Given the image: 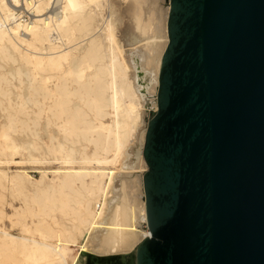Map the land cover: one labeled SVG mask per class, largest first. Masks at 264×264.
Returning a JSON list of instances; mask_svg holds the SVG:
<instances>
[{
	"label": "bare ground",
	"instance_id": "6f19581e",
	"mask_svg": "<svg viewBox=\"0 0 264 264\" xmlns=\"http://www.w3.org/2000/svg\"><path fill=\"white\" fill-rule=\"evenodd\" d=\"M104 1L0 0V108L8 113L0 131V187H5L4 180L13 172L20 181L18 192L24 193L25 177L31 175L12 171L10 166L37 161L31 154L15 159L35 147V143L19 144L12 135L17 123L26 121L11 111L30 115L23 95L14 102L9 88L10 77L25 75L23 64L32 67L26 73L32 94L52 100L46 105L45 100L35 99L38 111L30 120L39 125L47 108L64 139L52 136L54 144L49 148L60 155L56 157L59 171L54 184L37 187L36 206L9 202L11 215L0 208V222L8 218L11 223V228L0 226V264H87V254L73 248L82 238L87 239L83 250L110 257L131 250L136 253L151 236L150 229L140 232L135 227L138 218L148 222L143 180L148 170L143 155L148 110L144 108L151 106L149 90L154 87L158 92L169 42L170 4H165L164 27L158 17L159 0L133 4L135 30L146 42L143 49L135 47L131 52L134 63L138 67L141 60L146 65L156 61L155 74L147 72L138 81L143 104L131 80L116 24L108 18L97 24ZM159 26L164 28L162 40ZM12 65L18 66L8 69ZM83 141L85 145L77 147ZM88 144L94 146L92 153L87 151ZM116 191L120 194L112 199ZM4 199L2 193L0 203Z\"/></svg>",
	"mask_w": 264,
	"mask_h": 264
},
{
	"label": "water",
	"instance_id": "95a60500",
	"mask_svg": "<svg viewBox=\"0 0 264 264\" xmlns=\"http://www.w3.org/2000/svg\"><path fill=\"white\" fill-rule=\"evenodd\" d=\"M169 4L136 264H264V0Z\"/></svg>",
	"mask_w": 264,
	"mask_h": 264
},
{
	"label": "rangeland",
	"instance_id": "374dc122",
	"mask_svg": "<svg viewBox=\"0 0 264 264\" xmlns=\"http://www.w3.org/2000/svg\"><path fill=\"white\" fill-rule=\"evenodd\" d=\"M134 2V3H133ZM160 8L158 5V11H159V20L160 24L164 27V17L165 16V4L169 3V0H159L158 1ZM135 4V0H107L103 2V5L101 7V15L98 18L97 24H100L104 21V18L112 19L114 23L117 26L118 30V37L121 41V44L123 46V49L125 50V57L127 61L129 62L131 66L130 70V77L133 81L135 88L137 90V94L139 95L140 100L144 104V95L139 90V79L142 81L144 80L145 74L148 72L149 75L155 74L156 72V61L151 62V64L146 65L145 62L140 61V65L137 67L134 63V57L132 56L131 52L135 51L136 49H143V46L145 45V37L138 33L137 30H135V22L133 21L132 14L134 12L135 7H133ZM162 6V7H161ZM165 9V10H164ZM163 12V13H162ZM162 13V14H161ZM164 15V16H163ZM134 22V23H133ZM133 24V25H132ZM159 24V25H160ZM159 26V29H161ZM134 28V29H133ZM98 27V31H99ZM157 30V33L159 34V37L163 35L162 30ZM159 31V32H158ZM162 32V33H161ZM102 33V30L100 31ZM140 34L142 36H140ZM158 35V34H157ZM161 37L159 39H161ZM163 39V38H162ZM161 39V40H162ZM137 41V42H134ZM136 43V44H135ZM138 47V48H137ZM134 49V50H133ZM14 66V67H13ZM18 65H12L8 69L16 68ZM27 66V67H26ZM25 68V69H24ZM27 68V69H26ZM30 68V69H29ZM32 67L26 64H23V71L25 72L23 77L20 79V77H10L11 82L9 85V88L11 89V97L13 98L14 102L18 101V95L22 94L23 99L26 101V108L30 115L25 114L23 112L16 113V111L12 110L11 112L18 117L20 121H26L25 124L22 122L17 123V132H12L13 137L17 140L19 144H25L26 146H29L30 144L35 143V147L29 148L30 150L22 151L21 153L17 154L15 156V159L22 160L23 157H27L31 154L34 157L37 158V161L35 162H27L25 164H13L10 166L12 171L16 170H25L28 172L29 175H31L32 178H26L24 182V193H19L17 190L16 185L20 183L19 179H17V175L13 172H10L8 179L4 180L5 187H0V195L3 193L6 195V200H2L0 203V208H2L5 212L8 214L13 213V207L9 205V202H13L15 206H20L24 202H28L32 206H36V203L33 201V197L36 196L37 193V187H45L49 184H54L56 181V173L59 171V166L57 163V156L54 152L50 150V146L54 144V141H52V136L56 134V137H60L61 140L63 139V134L59 131V129L56 126V121L54 122L55 118H52V115L48 112V109L46 108V112L43 114L41 122L39 125H34L33 121L30 120V118H35V111H38V108L35 106V99H40L39 101L44 102V104L49 105L50 102H52L51 99H45L42 95H33L32 90L30 89V83L31 79L29 78L26 73H31L29 71H32ZM27 71V72H26ZM89 70L88 72H91ZM149 95L151 98V106L145 107L144 110H148V114L146 115V122L150 121L152 116L155 115V102H156V88H151L149 90ZM39 96V97H38ZM50 100V101H49ZM49 101V103H48ZM78 102V100H77ZM46 105L44 107H46ZM149 115V116H148ZM49 118H52L51 122L49 121ZM54 119V120H53ZM8 122V113L3 111L0 108V131L3 128V125H5ZM28 124V126L26 125ZM55 124V125H54ZM56 126V127H55ZM30 128L37 131L39 133V137L35 138L30 131ZM62 135V136H61ZM85 145V142H81L77 144V147L81 148ZM136 151L140 152V138H137L135 142ZM94 149V146L92 144H88L87 151L89 153H92ZM5 157V156H4ZM25 158V160H28ZM4 169H8L5 167ZM38 181H41V183H37ZM23 184V182H22ZM12 193H15V196L12 195ZM112 196V199H115L116 196L120 194L119 192H115ZM121 196L118 197L120 199ZM101 203H98L99 209H101ZM0 226H5L7 228H11V223L8 218H5L0 222ZM135 227L138 231L143 232L149 230L148 222H146L142 218H138L135 221ZM87 239L82 238L80 243L77 246H73V248L77 252L84 251L87 255L88 262L87 264H136V253L135 251H129L126 253H121L117 255H113L108 257L106 260L103 258L102 255L95 254L93 252H90L88 250H83L84 245L86 244ZM79 250V251H78Z\"/></svg>",
	"mask_w": 264,
	"mask_h": 264
}]
</instances>
